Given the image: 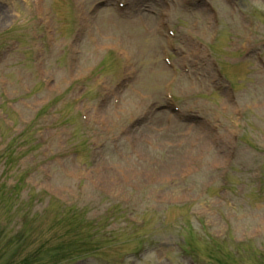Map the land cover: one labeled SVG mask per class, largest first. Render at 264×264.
Listing matches in <instances>:
<instances>
[{"label":"rangeland","instance_id":"1","mask_svg":"<svg viewBox=\"0 0 264 264\" xmlns=\"http://www.w3.org/2000/svg\"><path fill=\"white\" fill-rule=\"evenodd\" d=\"M115 1L0 0V264H264V0Z\"/></svg>","mask_w":264,"mask_h":264},{"label":"bare ground","instance_id":"2","mask_svg":"<svg viewBox=\"0 0 264 264\" xmlns=\"http://www.w3.org/2000/svg\"><path fill=\"white\" fill-rule=\"evenodd\" d=\"M103 11V10H102ZM106 11V10H105ZM106 14L107 15H105L104 17H102L101 15V18H100V21L102 22V23H107L108 21H113V18H114V16H115V14L114 13H112V12H110V11H106ZM175 65H176V63H175ZM177 66V65H176ZM105 113H107L106 111H105ZM110 119V118H109Z\"/></svg>","mask_w":264,"mask_h":264},{"label":"trees","instance_id":"3","mask_svg":"<svg viewBox=\"0 0 264 264\" xmlns=\"http://www.w3.org/2000/svg\"><path fill=\"white\" fill-rule=\"evenodd\" d=\"M55 256H56V254H55ZM15 260L14 261H12V262H9L10 264H15ZM33 263V261H32V259H31V256H28V259H23V264H32Z\"/></svg>","mask_w":264,"mask_h":264}]
</instances>
